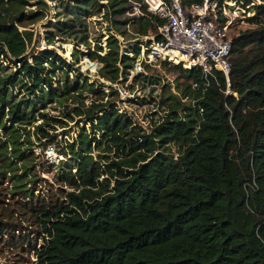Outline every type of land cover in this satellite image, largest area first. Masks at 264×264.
<instances>
[{"label": "trees", "instance_id": "trees-1", "mask_svg": "<svg viewBox=\"0 0 264 264\" xmlns=\"http://www.w3.org/2000/svg\"><path fill=\"white\" fill-rule=\"evenodd\" d=\"M32 1L46 6L0 0V195L13 205L1 209L20 212L35 234L31 240L22 225L0 220V240L34 251L36 264H264V0L247 18L255 27L232 39L228 80L217 70L205 78L198 68L161 62L178 73L177 94L161 85L166 109L150 130L100 101L87 76L68 77L86 42L78 34L85 18L102 10L124 16L129 1L55 0L45 38L76 40L71 60L30 48L25 23L41 15L21 8ZM141 9L111 19L113 28L156 33L163 20ZM106 40V51L98 45L90 54L115 83L127 78L143 44L121 48L112 34ZM134 80L160 85L143 73ZM50 103L61 108L58 116L46 111ZM75 118L85 126L72 140L57 139L56 129ZM52 144L65 158L51 163L49 182L39 175L49 159L39 158ZM41 182L50 188L35 194Z\"/></svg>", "mask_w": 264, "mask_h": 264}, {"label": "rangeland", "instance_id": "rangeland-1", "mask_svg": "<svg viewBox=\"0 0 264 264\" xmlns=\"http://www.w3.org/2000/svg\"><path fill=\"white\" fill-rule=\"evenodd\" d=\"M44 1L46 2V6L39 7L35 1H32L31 6L21 8L22 10L37 11L41 15L39 19L35 21H27L25 23L24 28L32 33V42L30 44V48L33 47L38 50L44 48L54 49L62 57L66 58L67 60H71V52L75 46L76 40H61L57 36L54 43H49L45 38L47 33L46 30H49V22L54 21L56 17V10L54 7L57 2L55 0ZM126 17L131 16L125 13L124 16L113 17L110 13H106L104 10H102L99 14L85 18L86 27L83 28V31L78 34L82 37H86V42L78 45L77 48L82 53L78 56L77 62L76 60L73 61L72 69H74V71H68V77L69 79H72L75 77V75L78 77L87 76L89 81H94L97 83L96 90L102 91L98 93L100 101H111L112 103H115L121 111H126L136 124L144 127L147 130H150L151 125H154L153 121H156L159 116L163 115L164 110L166 109L165 107L159 105L160 98L168 94H163L161 85L164 83H169L173 93L177 94L174 83L178 73L173 69H168L161 63L139 64L138 57H136L134 64L135 66L134 68L128 69L129 74L127 75V78L124 79V76H122L119 78L118 82L112 83L104 76L100 75L99 72L103 64L98 60L96 54H90L97 49L98 45L103 48V51H106V39L110 34L118 38L121 48L128 47L130 43H134L136 40H141V44H144L146 40L152 39L154 37L152 31H149L147 36H140L135 31V27L133 28L131 25L120 27V30L126 31L125 34L117 32V30H115V28L112 26L111 19L123 20ZM253 27L255 26L245 23L241 31ZM236 31L238 32V29H236ZM68 46H70L71 49H68ZM64 48L66 50L62 51ZM132 55L133 54L130 53V56ZM138 73H143L148 76H158L160 85L157 86L148 84L146 86H141L139 83H137V81L134 80V76H136ZM90 96H93L94 98L96 97L94 94H90ZM89 102V99L86 100V103ZM46 111L51 115L58 116L60 114L61 108H55L54 103H50L47 105ZM77 125L85 126V121L79 122L78 118H75L74 121L68 122L64 128L56 129L57 139L62 137L66 140H72V138L77 135ZM87 126H89V124H87ZM61 131H68V133L62 135L60 134ZM173 149H175V147H173ZM32 151L35 154H38L41 151V148L35 145L33 146ZM43 153L45 156L41 155V158L39 159H42L41 161L43 162L48 158L49 161L43 163V166L40 168L39 175L45 180L51 182V177L53 174L51 163L56 164L58 159H64L65 157L55 152L53 144L43 149ZM95 153L96 152H93V154ZM5 186H7V182L2 184V187ZM40 187L41 188L34 192L35 194L41 193L42 191L46 193L48 188H50L46 182H41ZM0 192H2V190H0ZM0 199H2L0 201V220L18 225V227L22 225L21 228L23 231L29 233V239H34V226L30 225L25 220L24 216L20 215V212H15L13 215H11L12 212H7V210L1 209L2 207L13 209V205L10 204L8 202L10 200L6 199L2 194L0 195ZM8 214H10V216ZM42 241L43 239H38L37 243L40 244ZM35 260L36 258L34 251L29 250L28 248H16L9 243L4 244L3 241L0 240V264H36Z\"/></svg>", "mask_w": 264, "mask_h": 264}, {"label": "built area", "instance_id": "built-area-1", "mask_svg": "<svg viewBox=\"0 0 264 264\" xmlns=\"http://www.w3.org/2000/svg\"><path fill=\"white\" fill-rule=\"evenodd\" d=\"M125 13L142 15L141 5L163 20L149 44L137 55L139 64L166 60L184 68H198L207 78L214 70L228 80L232 39L255 15L260 0H128ZM264 21V16H262ZM193 87L197 83L192 84Z\"/></svg>", "mask_w": 264, "mask_h": 264}, {"label": "water", "instance_id": "water-1", "mask_svg": "<svg viewBox=\"0 0 264 264\" xmlns=\"http://www.w3.org/2000/svg\"><path fill=\"white\" fill-rule=\"evenodd\" d=\"M68 49H71V47L70 46H68ZM66 49L64 48V49H62V51H65Z\"/></svg>", "mask_w": 264, "mask_h": 264}]
</instances>
